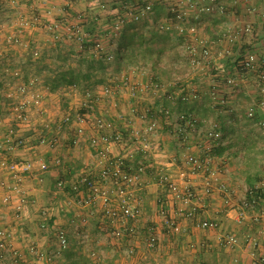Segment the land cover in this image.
<instances>
[{"label":"crops","instance_id":"0c3cea01","mask_svg":"<svg viewBox=\"0 0 264 264\" xmlns=\"http://www.w3.org/2000/svg\"><path fill=\"white\" fill-rule=\"evenodd\" d=\"M12 1L0 0V19L8 24L20 16L30 15L25 0H15L18 8ZM226 4L241 13L237 29L247 28L249 34L243 36L239 31L234 41H225L221 33L226 28L227 19L210 16L212 19L206 22V31L200 35L207 41L211 55L207 61L199 58L196 66L186 52L193 39L175 33L172 16L168 15L171 34L152 31L158 22L135 24L128 17L124 18L122 26L116 27L119 13L110 0H49L46 7L38 8V15L42 23L58 26L64 36L62 41L52 46L50 36L40 26L22 29L27 48L4 47L0 68L10 65L21 70L26 79L37 77L38 89L43 96L39 110L29 112V124L16 129L12 143L0 154L8 161L35 162L32 172L21 179V191L10 192L8 205L2 202L4 192L1 186L10 185L13 180L0 171V231L12 235V246L21 254L22 264H41L28 254L26 246L29 241L42 249L55 248L54 231L39 229L44 220L53 224L54 229L70 235L69 249L52 264H93V258L86 255L78 239L81 231L90 234L93 249L104 264H264V249L261 247L264 243V198L249 199L252 188L257 190L264 185V130L256 124L264 115L260 114L258 119L246 117L250 107L264 101V71H236L235 64L248 52H253L264 62V0H240L239 3L226 0ZM97 5H103L104 9ZM94 17L99 19L95 21ZM72 26H80L85 33L80 46L68 37V29ZM10 30H16L13 24ZM136 30L143 32L142 40L136 39L133 45H129L121 34ZM95 41L101 46L100 55L111 54L117 66L113 69L104 66L94 72L102 82L95 85L91 81L89 85L93 95L100 94L101 103L96 108L101 112L96 111L77 122L75 108L82 101L81 90L62 88L50 93L44 80L60 67L76 70L81 77L85 73L82 61L104 62L88 47ZM34 47L40 50L38 60H33L30 55ZM86 47L89 51H85ZM77 49H80L79 53ZM198 51H201L200 47ZM231 78L232 83H227ZM156 85L162 88V93L153 89ZM105 87L110 88L111 95L102 93ZM131 90L136 94L131 95ZM1 97L0 92V106L5 107L0 113V141L3 142L7 131L20 126L17 123L2 124V121H9V117L13 118V114L10 110L12 101L1 100ZM181 97L184 101H177ZM170 100H175L176 104L170 102L171 107L174 105L171 108L173 113L166 119L159 116L158 111L167 108ZM70 108H74L71 121L59 128L58 123ZM179 113L190 117L194 129L188 131L185 142L179 141L176 133L175 122ZM151 120H155L158 127L150 137L148 149L138 151L133 159L127 158L128 151L137 147L131 139L133 133L142 132ZM43 122L51 126L49 131L43 127ZM106 124L112 126L113 132L131 139L129 146L99 144L97 149L91 148L89 140L104 133L108 128ZM1 127H5L4 132ZM79 129H82L81 133ZM207 129L222 132L224 141L210 143L212 165L219 173L209 182L203 174H191L185 165L187 155L202 156L201 148L205 142L200 132ZM44 130L46 133L41 135ZM50 131L52 134L49 135ZM42 136L47 139L55 136L57 143L55 146L41 143ZM18 141L25 147L19 148ZM199 142L201 148L197 147ZM39 158L49 162L47 171L38 170L36 161ZM108 158L124 159V163L131 167L140 163L148 166L139 193L143 201L139 227L156 226V252L144 251L141 239L128 241L126 238L121 239L116 252L110 238H96L101 227L112 228L102 216V202L99 199L89 202L88 195L82 192L72 200L67 194L56 191L59 180L79 183L84 175L105 183L104 174L110 168ZM152 167H162L181 187H191L195 199L185 206L175 204L169 190L156 182ZM207 182L212 187V194L205 191ZM218 185L224 186L226 192H219ZM20 196H24L27 203L19 212ZM68 199L72 200L71 205L67 204ZM78 200L82 201L80 205ZM246 202L252 207L246 210V218L240 222L238 213ZM161 207L166 208L168 219L179 225V232L164 225L159 214ZM192 207L196 208L195 219L184 215ZM257 215L261 216V223L252 225L253 217ZM199 221L216 222L218 227L201 229L197 226ZM228 235L237 239L235 246L226 243ZM248 236L255 237L258 245H248ZM127 245L135 247L132 257L123 253Z\"/></svg>","mask_w":264,"mask_h":264},{"label":"built area","instance_id":"2783aa9c","mask_svg":"<svg viewBox=\"0 0 264 264\" xmlns=\"http://www.w3.org/2000/svg\"><path fill=\"white\" fill-rule=\"evenodd\" d=\"M27 2L30 15L29 17L20 16L18 20L13 21L11 24L4 22L0 19V34L3 41L9 45H15L20 47H26L24 42V34L22 29H29L32 27H43V30L47 32L53 42L59 43L62 41V36L58 31L56 24H44L38 15V8H44L47 6L49 0H25ZM115 6L119 13L117 26H122L124 18L128 17L132 22L141 23L147 21L153 23L154 19L158 15V8L164 9L168 13L174 15L176 23L174 25L178 35H183L193 39V43L186 47V51L191 57V63L193 65L199 64V58L201 60H209L211 51L207 45V41L199 34L204 25L200 22L202 16H228L229 9L226 4V0H114ZM237 1V0H236ZM14 6L18 8L17 1H12ZM100 5H97V7ZM103 10V5L100 6ZM168 15V14H167ZM82 19V18H81ZM99 18L94 17L97 21ZM15 26V31H9L10 26ZM158 31L168 34L172 30V25L168 21H161L157 24ZM118 29V28H116ZM248 31V29H246ZM235 25L233 22L228 23L225 31L221 34L223 40L231 42L235 35ZM68 37L70 40L83 44L85 39V33L80 26H72L68 29ZM198 47L201 51L198 52ZM101 46L99 42L95 41L92 52L97 56H100ZM33 60H38L40 56V50L38 47H34L30 52ZM2 52L0 51V58ZM113 58L111 54L102 57L103 61H109ZM264 71V62L260 60L253 52H248L241 57V60L237 62L236 71ZM227 83H232L231 79H228ZM38 79L35 76L25 78L24 73L17 69L12 68L10 65H2L0 68V92L2 96L8 100H11L10 110L13 114L12 121L17 123V126L28 125L30 122L29 112L32 110H39L42 105L43 97L42 93L38 89ZM110 88L105 87L102 90L104 95H109ZM131 95H135V90L130 91ZM86 100L83 104V109L86 114L76 115L75 121L82 122L83 119L94 112L95 104L99 101L98 96L86 93ZM164 109H160L158 112L163 113ZM264 115V101L255 104L250 107L246 112V117L249 119H258V117ZM170 115L167 111L164 112V118L168 119ZM185 120L184 116L179 118ZM71 121L70 115H64L58 127L63 124H68ZM177 121V120H176ZM19 123V124H18ZM258 128L264 130V118L257 120ZM177 125V124H176ZM107 130L99 134V137H93L89 140L91 148L97 149L99 144L109 145H125L129 146L132 141L137 143V147L128 151L127 158L133 159V157L141 150H147L150 137L154 135L157 130L158 124L155 120H151L147 123L142 132H134L131 139H126L120 133H115L111 129V125H105ZM193 129V125L189 121H184V124L176 127V133L179 136V141L185 142L188 136V131ZM194 131V129H193ZM16 130L12 128L9 134L3 137V142L0 141V154H2L8 145L12 143L11 138L15 135ZM79 133L82 129L78 130ZM203 134V135H202ZM200 136L204 139V146L201 148L200 142L197 147L202 149V156L187 155L185 158V165L190 170L191 174H203L206 180L209 182L219 173V170L213 168L212 159L210 156L211 142L215 144H221L222 132L215 129H207L200 132ZM41 143L47 142L49 146H55L57 138L55 136L47 139L41 137ZM17 146L21 144L16 142ZM108 164L110 165L109 171L104 174L105 183L91 178L87 175L81 177L80 182H69L64 179L59 180L56 185V191L66 194V190L69 189L72 193L79 195L86 193L88 195L89 202L100 200L103 204L102 216L111 224V229L101 227L96 238L99 240L103 237H108L114 242V249L117 252L119 249V242L122 238H126L128 241L141 239V244L144 251L148 253L156 252L158 249V235L156 226L148 224L144 228L139 227L141 207L143 204L140 192L143 188L142 176L147 174L148 166L144 164H138L135 167L128 166L124 163V159L121 158H108ZM35 162H13L8 161L0 155V171L7 173L13 180L10 185H2L1 189L4 192L2 202L4 205H8L10 202V192H20V184L22 177L30 174L34 168ZM38 170L45 172L49 169V162L43 158H39L36 161ZM154 171V178L156 182L165 187L173 195L174 203H180L185 206L191 203L196 194L194 190L189 186H180L174 182L168 172L161 168L152 167ZM209 179V180H208ZM207 182L206 192L212 194V187ZM84 186V190L81 187ZM3 187V188H2ZM219 192L225 193L224 186H217ZM259 191L264 194V185ZM73 200V199H72ZM72 200L68 199L67 204L71 205ZM27 203V199L24 196H20L18 201L17 210L20 212L22 207ZM82 201L78 200L77 204H81ZM252 205L248 202L244 203L240 212L238 213L239 221H243L246 218V210L251 209ZM183 214V210H180ZM159 214L163 219L165 226L173 229L175 232H179L180 227L174 220L168 219V212L165 207H161ZM44 215L45 212H44ZM187 218L195 219L196 208L192 207L184 214ZM261 223V216L257 215L253 217L252 225H259ZM197 226L201 229H216L218 224L216 222L199 221ZM42 232L54 231L55 248L42 249L31 241L27 242L26 250L28 254L41 264H52L54 260L60 257L70 247V235L62 230L53 228V224L47 220L42 221L39 226ZM264 232V231H263ZM262 233V231H261ZM11 234L8 232L0 231V264H22V256L19 252L14 250L11 242ZM78 239L83 245L88 257L93 258V264H104V262L97 256L92 246V239L88 232L81 231L78 233ZM247 244L251 247L258 245L257 239L253 236H248L246 240ZM226 243L233 247L237 243V239L234 235H228ZM264 249V243L261 244ZM123 253L127 257H132L135 254V247L133 245H127Z\"/></svg>","mask_w":264,"mask_h":264},{"label":"trees","instance_id":"16d2710c","mask_svg":"<svg viewBox=\"0 0 264 264\" xmlns=\"http://www.w3.org/2000/svg\"><path fill=\"white\" fill-rule=\"evenodd\" d=\"M170 14V13H169ZM173 19H174V23H176L175 17L174 15L170 14ZM94 19V18H93ZM121 36L124 37V39H127V43L129 45H133V41H135L136 39L138 41L142 40L143 37V32L140 30H136L135 32H130V31H124L122 32ZM86 65L85 67V73L80 77L77 75L76 70L67 68V69H63V68H58V70H56V73L49 77V78H45L44 80V86L46 87V89L48 90V92L53 93V92H58L60 89L62 88H66L69 89V91H73V90H81L84 91L86 93H92L93 91L91 90V87L89 85V82H93V84L98 85L100 84L102 81L101 79L94 74V72H98L100 70H102L104 68V65L101 64V60H86V61H82L81 65ZM244 72V71H242ZM85 93V94H86ZM175 100H170L169 101V106L166 107H162L160 109H164L163 113H159V116H163L164 117V112L167 111L168 114L171 116V114L173 113V110L171 109L172 107L170 106V102H173V104H176V102H174ZM177 101H184L183 97L179 98ZM159 109V110H160ZM86 111L84 110L83 113H85ZM181 116L185 117V120H180L179 118ZM184 121H191L190 117L188 115H186L185 113H179L177 114V121L175 122L177 126H181L184 124ZM25 147V144H19V148ZM82 190H84V186L81 187ZM66 194L68 196H70L72 199L74 197H76V194L72 193L69 189L66 190ZM252 197V198H251ZM264 198V194L261 193V191L256 190V189H251L250 191V196L249 199L253 200V198Z\"/></svg>","mask_w":264,"mask_h":264},{"label":"rangeland","instance_id":"374dc122","mask_svg":"<svg viewBox=\"0 0 264 264\" xmlns=\"http://www.w3.org/2000/svg\"><path fill=\"white\" fill-rule=\"evenodd\" d=\"M231 1H234L235 3L236 2H240V0H231ZM110 2L115 6V1L114 0H110ZM228 6V5H227ZM234 7V6H233ZM233 7H229L228 6V9H229V15L228 16H222V17H225L226 19H227V25H228V23H230V22H233L234 23V25H235V30H236V32H235V35H234V37H236V35H239L240 34V32L239 31H241L242 32V34H243V36H245V34H249V31H246V29L247 28H241V30L238 28L237 29V27H236V25H237V22H238V20H241L242 19V17H241V13H239V11L238 10H236L235 11V8H233ZM169 15V17H171V15L167 12V11H165L164 9H161V8H158V15H157V17L153 20L154 22H153V24H155V22H161V21H168V15ZM210 19H212L210 16H202V18L200 19V22H202L203 23V25H204V27H203V29L199 32V34H202V33H204L206 30V22L207 21H209ZM157 23V24H158ZM226 25V26H227ZM226 29V28H225ZM10 32H11V30H9ZM152 31H157V32H159L158 31V28L156 27V26H154V28H152ZM225 30H223L222 31V33L224 32ZM13 32V31H12ZM23 33H24V31H22ZM209 32H211V31H209ZM171 33H173V32H170V34ZM175 33H177V31L175 30ZM221 33V34H222ZM61 35H62V39H63V33H60ZM178 34V33H177ZM158 34H156V36H157ZM0 37H1V34H0ZM24 41H25V39H24ZM233 41H234V39H233ZM232 42V41H231ZM52 43V46H57L55 43L56 42H51ZM78 46H80V44L78 43L77 44ZM93 43H89L88 44V47L90 48V51L92 52V48H93ZM5 46H10V47H16L15 45H9V44H6L4 41H3V39L1 40V43H0V51L2 52L3 51V49H4V47ZM84 46V45H83ZM74 50V49H73ZM79 50L80 49H77L76 51H78V53H79ZM76 51H74V52H76ZM85 51H89V49L86 47V49H85ZM187 52V51H186ZM199 52V51H198ZM77 53V52H76ZM187 54H188V52H187ZM109 55V54H108ZM189 55V54H188ZM100 56H102V57H106V54H102V55H100ZM239 60H241V57H239L236 61H235V64H236V66H237V62L239 61ZM116 61H114L113 60V58L111 59V60H109V61H105L104 60V62H101V64H106V65H104V66H107V67H110V68H116V66H117V64L115 63ZM85 67H86V65H84ZM194 66H196V65H194ZM85 67H84V70H85ZM239 71V70H238ZM240 71H245V70H240ZM231 80H233L232 78H231ZM228 81V80H227ZM153 89H155V91L156 92H159L162 88H160V86H158V85H156V86H153ZM86 92H84V91H81V94H82V97L80 96V98L82 99V101H80V102H78V105H77V108H75L76 109V115H78V114H80V115H83V114H86V112L85 113H83V111H84V109H83V104H84V102H85V100H86V94H85ZM111 93L112 92H110V94L109 95H111ZM160 93H162L161 91H160ZM91 94H93V92L91 93ZM94 96V95H93ZM96 96H98V98H99V101L95 104V107H94V112L92 113V114H95V112L96 111H98V114H99V112H101V109H98L97 110V108H96V105L97 104H99V103H101V97H100V94H96ZM43 97V96H42ZM79 98V97H78ZM4 99H6V98H4L3 96L1 97V100H4ZM264 99V98H263ZM5 101V100H4ZM3 101V102H4ZM3 104V103H2ZM5 107H2V106H0V113H3V111H2V109H4ZM72 110H74V108H70V109H68V110H66V113L64 114V115H70L71 116V112H72ZM5 114H7V112L5 113ZM63 115V116H64ZM75 115V116H76ZM88 115H91V114H88ZM87 115V116H88ZM9 121H6V122H4V121H2V124H4V123H6V124H10V123H14V124H16L15 122H13L12 121V118L11 117H9ZM5 120H6V118H5ZM19 124V123H18ZM42 125H43V127L44 128H46V130L47 131H49V129H50V127L51 126H49V124L47 123H42ZM16 127V126H15ZM14 126H13V128H14V130H16L17 128H21V125H20V127H16L15 128ZM24 127V125H22V128ZM2 128V131L4 130L3 128H5V127H1ZM41 128V127H40ZM4 132V131H3ZM44 133H46V131L44 130L43 131V133L41 134V135H44ZM7 134H9V131H7V133H5V136L7 135ZM50 134H52V132L50 131L49 132V135Z\"/></svg>","mask_w":264,"mask_h":264}]
</instances>
